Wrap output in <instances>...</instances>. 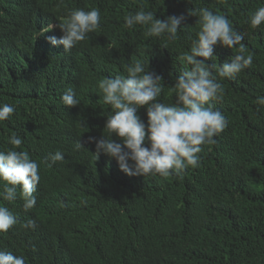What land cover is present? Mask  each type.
Instances as JSON below:
<instances>
[{
	"label": "trees",
	"instance_id": "obj_1",
	"mask_svg": "<svg viewBox=\"0 0 264 264\" xmlns=\"http://www.w3.org/2000/svg\"><path fill=\"white\" fill-rule=\"evenodd\" d=\"M141 6L160 19L209 7L245 34L253 56L250 67L220 81L224 94L213 106L228 126L182 177L128 176L115 159H96L88 140L107 135L99 81L126 74L129 63L149 61L148 70L163 78L158 99L175 102L177 57L196 38L198 18L188 17L167 42L146 37L141 26L124 27V16ZM262 6L264 0H0V104L16 108L0 121V150L12 147L7 137L16 132L24 141L19 150L37 161L41 176L33 209L25 211L19 197L0 201L18 220L0 233V250L24 256L26 264H86L76 251L95 264H264V106L256 104L264 96V23H249ZM93 7L100 27L76 47L65 52L47 41L55 32L42 31L44 19ZM237 48L218 43L207 63L222 65ZM68 88L79 105H63ZM138 115L147 122L145 108ZM77 141L83 148L75 150ZM55 151L64 160L49 167L45 159ZM28 219L34 228L21 227Z\"/></svg>",
	"mask_w": 264,
	"mask_h": 264
},
{
	"label": "clouds",
	"instance_id": "obj_2",
	"mask_svg": "<svg viewBox=\"0 0 264 264\" xmlns=\"http://www.w3.org/2000/svg\"><path fill=\"white\" fill-rule=\"evenodd\" d=\"M188 17L198 18L195 24L199 25V30L196 38L189 37L190 49L177 57L182 68L172 86L175 102L164 103L158 99L163 78L148 70L149 61L147 66L140 60L129 63L125 65L126 74L105 77L98 83L105 103L103 116H106L104 130L107 135L103 134L100 139L90 136L88 140L95 144L96 159L100 154L115 159L120 170L128 176L182 177L189 167H199L198 154L202 146L217 143L215 137L229 123L226 116L213 106V102L224 94L220 81L235 78L253 63V56L246 54V46L242 43L245 34L237 31L227 16L209 7L190 8L187 15L160 19L155 11H146L141 6L123 19L124 27L128 29L141 26L146 29V37L171 42L177 39L178 29ZM59 20L50 23L44 19L41 27L44 32L54 31L55 36L46 37L47 41L53 46H62L66 52L100 27L101 12L95 7L88 10L72 8ZM249 23L252 28L264 23V6L250 14ZM218 43L231 50L238 46L236 54L219 66L207 63L216 58L214 49ZM164 48H167V43ZM61 101L68 108L80 103L71 88L63 92ZM256 104L264 106V96H257ZM142 107L146 110L147 122L138 115ZM15 111L12 104H0V121L8 120ZM113 135L122 143L114 142L111 139ZM23 142L19 134L12 132L7 137V143L12 147L0 150V201L14 202L18 197L22 198L23 209L28 211L36 206L34 194L41 176L37 161L30 157L28 151L19 150ZM74 148L79 150L83 145L77 141ZM63 160L64 154L55 151L48 154L45 162L51 167ZM83 166L84 160L79 168ZM17 222L16 215L7 204L0 203V233L7 232ZM21 227L32 229L35 221L28 219ZM76 254L86 264H95L89 259L84 260L81 252L76 251ZM0 264H26V261L22 255L0 250Z\"/></svg>",
	"mask_w": 264,
	"mask_h": 264
}]
</instances>
